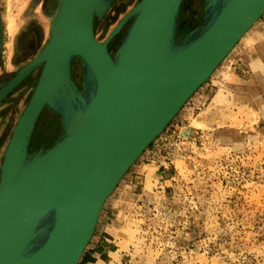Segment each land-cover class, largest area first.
Here are the masks:
<instances>
[{
	"label": "water",
	"instance_id": "95a60500",
	"mask_svg": "<svg viewBox=\"0 0 264 264\" xmlns=\"http://www.w3.org/2000/svg\"><path fill=\"white\" fill-rule=\"evenodd\" d=\"M111 2L58 0L45 44L0 85L1 101L41 67L0 163V264H79L124 175L264 15V0H204L201 23L180 38L182 0H139L99 41L94 19ZM126 24L111 55L108 44ZM44 108L62 131L29 153Z\"/></svg>",
	"mask_w": 264,
	"mask_h": 264
},
{
	"label": "rangeland",
	"instance_id": "374dc122",
	"mask_svg": "<svg viewBox=\"0 0 264 264\" xmlns=\"http://www.w3.org/2000/svg\"><path fill=\"white\" fill-rule=\"evenodd\" d=\"M137 2L118 0L107 17L119 9L118 22ZM189 2L193 20L200 19L204 0ZM21 3L0 0L11 34ZM41 21L47 34L49 21ZM103 28L104 22L95 31L99 41L107 36ZM253 35L258 42L245 51ZM261 55L264 15L124 175L105 201L93 237L110 211L107 223L126 232L131 264H264V60L245 74ZM74 73L80 80L81 63ZM230 74L243 76L240 84H231ZM27 95L25 90L0 121V163ZM44 109L30 135V152L33 144L51 143L60 133L54 115Z\"/></svg>",
	"mask_w": 264,
	"mask_h": 264
},
{
	"label": "flooded vegetation",
	"instance_id": "af4514ba",
	"mask_svg": "<svg viewBox=\"0 0 264 264\" xmlns=\"http://www.w3.org/2000/svg\"><path fill=\"white\" fill-rule=\"evenodd\" d=\"M20 1L24 5L23 7L18 9L19 16L14 17L15 19L14 18L11 19L13 20L16 27V30L13 32V34L7 31L6 26L8 24L9 19L6 20L4 18V15L1 14V5H0V85L1 86H4L10 79H12L15 76L17 71H19L27 63H29L35 57L36 53L41 49V47L45 44L48 38V32L46 34V32L44 31L41 19H46L50 21L51 17L53 16L54 10L58 4V0H20ZM109 11H110V6L105 16L108 14ZM126 29H127V24H126ZM184 29L185 26L183 24H179V26L177 24L176 36L183 38L186 35V33H184V35H181ZM93 32L95 37L94 23H93ZM4 54H6L7 56H5ZM76 62L80 63L78 59H74L71 64V70H70L71 79L78 87V89H81L82 76L80 77L79 80L77 79L74 73V67ZM8 66L10 67V69L8 68ZM40 70L41 67L34 69L21 83H19L11 92H9L0 101V121L3 120V118L7 119L12 114L14 108L17 106L19 99L25 90H27V94H28L26 97L27 98L26 104H27L32 92L30 86L37 81L40 74ZM56 119L61 132L62 129H61L59 117H57ZM29 145H28V152H29ZM32 146L36 147V145L34 144ZM40 147L41 145H39L37 149H39ZM44 147L49 148L47 145H44Z\"/></svg>",
	"mask_w": 264,
	"mask_h": 264
},
{
	"label": "crops",
	"instance_id": "0c3cea01",
	"mask_svg": "<svg viewBox=\"0 0 264 264\" xmlns=\"http://www.w3.org/2000/svg\"><path fill=\"white\" fill-rule=\"evenodd\" d=\"M19 3H21L20 0ZM257 38L256 35H253L245 40V51L249 48L252 50L256 42H258ZM254 54H257V51H254ZM263 60V55L252 59L248 64L250 70L245 71V74H249L251 70L253 72V69L251 68L262 64ZM229 76L232 80L231 84H240V77H243L241 75L239 77L236 74H230ZM229 86L232 87L231 85ZM2 128L0 129V132L2 131ZM110 214L109 211L108 214L104 215L103 225H101V228L98 231L96 230L93 240L85 249V262L82 264H131V261L127 259L130 249L126 246V232L107 223Z\"/></svg>",
	"mask_w": 264,
	"mask_h": 264
},
{
	"label": "trees",
	"instance_id": "16d2710c",
	"mask_svg": "<svg viewBox=\"0 0 264 264\" xmlns=\"http://www.w3.org/2000/svg\"><path fill=\"white\" fill-rule=\"evenodd\" d=\"M118 1V0H113L111 5H110V9H112L115 5V2ZM121 1V0H120ZM139 1V0H138ZM191 2H189V0H182L181 2V5H180V9H179V15H178V26L179 24H183L185 26V29L183 31V35L184 33H189L190 31H192L193 29H195L202 21V18L204 16V11L200 17V19H194L193 20V17H195V10L194 8L192 7V5L190 4ZM121 11L118 9L115 11V15L114 17L112 18H108L107 15L104 16L102 19H97L95 18L94 19V31H96V28L97 26L100 24V23H103L104 22V28H103V32L104 33H107V30L108 28L113 25V24H116V19H117V15H119ZM187 24V25H185ZM125 28H126V25L124 26V28L109 42L108 44V51L109 53L112 55L115 51V49L117 48V46L119 45L121 39L123 38V36L125 35ZM108 34V33H107ZM44 110L52 113L54 115V121L56 122L57 124V114L54 113L53 111H50L48 110L47 108H45ZM61 134V132H60ZM60 134H57L56 137H54V140L51 142V143H47L46 145L48 147H51L55 141L59 138ZM37 150V147H31V152L29 150V153H33ZM85 250H84V253L80 259V262L79 264H82L83 262H85Z\"/></svg>",
	"mask_w": 264,
	"mask_h": 264
},
{
	"label": "built area",
	"instance_id": "2783aa9c",
	"mask_svg": "<svg viewBox=\"0 0 264 264\" xmlns=\"http://www.w3.org/2000/svg\"><path fill=\"white\" fill-rule=\"evenodd\" d=\"M170 136L173 137L174 135H170ZM150 147H151V146H150ZM145 153H146V154L149 153L147 149L145 150ZM169 163H172V162L169 161Z\"/></svg>",
	"mask_w": 264,
	"mask_h": 264
}]
</instances>
